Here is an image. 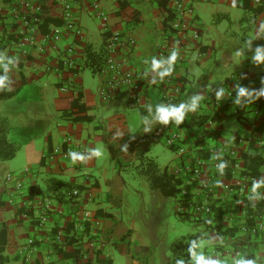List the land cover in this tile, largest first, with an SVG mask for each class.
<instances>
[{
    "label": "crops",
    "instance_id": "0c3cea01",
    "mask_svg": "<svg viewBox=\"0 0 264 264\" xmlns=\"http://www.w3.org/2000/svg\"><path fill=\"white\" fill-rule=\"evenodd\" d=\"M27 1L31 6L38 2L43 6L45 14L41 31L49 33L58 27L63 32V37L56 44V48L49 47L45 53L37 50H32L28 54L23 53L11 44V40L17 37L16 24L12 21L11 15L14 10L26 11L27 6L22 5L19 0H0L2 18L0 70L13 72L10 89H19L13 97L0 100L3 102L0 105V114L10 123L9 140L19 145L18 151L25 149L30 161L48 174L51 193L49 195L43 193L35 179L34 170L29 169L26 173L31 174L24 180L28 182V191L33 189L37 196L30 198L28 191L23 190L12 203L6 183V176L11 171L9 165L11 160H0V201L3 202L0 205V229L7 230V245L3 252V256L7 259L5 263L17 260L20 264H25L21 249L30 237H36L39 247L33 254L32 260L37 264H86L90 255L91 264H114L116 259L131 264H148L146 253L150 250L143 246L146 240L144 233L138 232L124 217L135 209V205H132L133 202L130 200L131 195L128 194L134 190L129 182L130 172L135 167L140 168L141 171V167L144 166L141 157L156 162L150 157L151 148L156 142L163 140L166 146L176 152L177 162L173 166L167 165L162 168L158 165L160 171H165L174 177L181 166L198 159L206 153V149H212L217 145L231 146L234 143L238 144L242 154L244 169L251 173L257 172V175H264V104L259 110L249 108L247 99L250 95L238 94L239 88L251 93V78L257 74L264 76V72H251L252 65L247 64V59L245 61V56L247 58L256 56L255 50L247 55L245 52L231 53L218 46L217 40L206 37L202 32L201 52L192 49L191 57H187L176 68L177 79L183 85L178 109L183 112L184 119L179 124L175 119L169 120L167 124L160 121L158 106L163 107V103L158 91L153 88L145 89L139 107L131 106L128 89H120L115 100L119 96L123 98L112 102L122 106L117 111L103 115L98 108L101 102L98 93H88L83 88L82 78L87 69L99 77V85L102 79L98 72H94L88 66L86 45H92L94 49L99 50L103 46L105 32L133 38L135 44L123 45L121 51L126 66L141 74L152 66L153 55L161 44L168 9L171 7L168 1L100 0V8L96 9L92 0H69L73 2L74 20L85 31L84 41L74 40L62 18L64 2L68 0H55L52 5L46 4L49 0ZM189 1L194 8V3L199 0ZM210 1L219 5L227 0ZM229 1L240 7L238 0ZM127 2L128 5L122 6ZM262 5L264 0H250L252 9ZM130 10L134 11L135 15L130 13ZM99 11L107 15L106 21L98 17ZM245 11L252 13L257 47L264 40V10L259 14L254 10L245 9ZM194 15L196 21L193 22V26L200 30L202 23L195 9ZM88 16L99 21L100 38L91 36ZM47 18L57 19L60 22L57 24L48 22ZM72 43L76 44L77 67L72 69L74 73L66 70L64 73L69 74L73 83L79 85V88L63 91L59 75L47 72L46 68L48 65H54L65 69L61 54ZM217 53L223 58L217 62L222 66L229 65L230 73L225 75L219 85L212 87L213 75L207 69L209 63L217 57ZM193 58L195 61L192 60ZM193 62L202 68L201 75L197 76L194 73ZM234 75H239L240 78H233ZM210 86L212 89H209ZM52 87L59 91L54 101L47 96V90H51ZM80 94H82L81 103L87 107L86 112L82 114L92 116V120H74L66 116L64 111L69 112V106H65L61 114L57 112V106L62 99L78 97ZM194 101L195 109L192 107ZM126 106L129 111L124 109ZM78 115L80 114H73V117ZM227 120L238 121L241 128L226 129L224 122ZM156 131H161L163 135L157 136ZM93 136L97 137L96 142L90 144ZM170 136H176L177 139L171 146L166 143V138ZM211 140L213 141L210 142ZM55 149H58L59 153L54 159L47 158L48 154H54ZM85 149L89 150L88 153L84 152ZM254 156L259 158L255 159ZM68 169L71 171L68 172ZM66 173L70 175V179L59 178ZM68 185L69 188L80 187L94 193V196L87 200L86 212L91 218L97 217L99 220L95 231L78 228V223L85 213L83 211L79 213L70 207L65 198V191L69 190ZM156 190L158 199L165 200L166 196L172 197L175 203L174 214L179 219L207 224L210 244L215 245V248L223 245L230 248L234 239L240 242L246 240L247 234L237 231L238 225L233 227L234 223L228 220L231 209L227 206L220 205L216 201L215 213L210 217H194L190 213L177 215L178 196L164 194L160 189L154 191ZM40 197L47 200L45 204L60 211L61 224L67 229V240L63 249L70 252L77 251L79 259L65 257L62 252L52 251L50 242L52 231L47 224L43 226L37 219V213L43 210V203L38 202ZM98 211L102 213L99 214ZM250 212L249 202H245L236 210L237 222H242ZM154 217L156 216L153 215ZM144 219L146 220L144 224L153 233L157 220L145 217ZM200 236L199 234L198 240ZM248 246L253 258L256 256L252 261L253 264H257L259 259L264 261V229L256 236L250 235ZM163 256L170 261L165 251ZM208 256L209 254L205 253V261L203 260L205 264L210 260ZM227 256L225 254V257Z\"/></svg>",
    "mask_w": 264,
    "mask_h": 264
},
{
    "label": "built area",
    "instance_id": "2783aa9c",
    "mask_svg": "<svg viewBox=\"0 0 264 264\" xmlns=\"http://www.w3.org/2000/svg\"><path fill=\"white\" fill-rule=\"evenodd\" d=\"M19 2L27 7L26 11L14 10L11 15L12 21L16 24L17 35L11 40V44L25 54L32 50L45 53L49 47L56 48V44L63 37V32L58 27L49 33L41 31L45 14L42 4L38 2L31 6L27 0H19ZM92 4L96 9L100 8V0H92ZM168 5L171 6L173 18L163 31L161 44L153 55L152 66L142 71L141 74L126 66L121 51L123 45H133L135 40L118 35L108 38L107 58L103 67L98 71L102 79L97 92L102 103L112 101L119 94L120 89L124 88L130 91L131 106L139 107L145 95V89L152 87L161 96L163 108L169 111L178 109L183 94V85L177 79L176 68L189 56L192 49L201 50L202 34L193 26L196 18H194V8L189 0H168ZM98 17L104 21L107 20V15L102 11L98 12ZM62 18L74 40L84 41L85 31L74 20L72 1L64 2ZM1 21L0 16V23ZM255 51L256 55L258 52L264 55V40ZM75 53L76 44L72 43L61 54L65 69L54 65H48L46 68L47 72L59 75L63 91L79 88V85L73 83L72 77L64 73V70L68 72L77 67ZM173 56L175 59L170 63V58ZM233 78L239 79L240 76L234 75ZM251 81V96L247 101L253 104V109L259 110L264 104V76L254 75ZM174 119V117H169V120ZM155 134L163 135L161 131H156ZM69 140L70 138L67 139ZM176 140V136H170L166 138V143L171 146L176 143ZM88 151V149L84 150L86 153ZM205 152L195 161L181 166L176 173L175 177L181 181L177 187L176 214L190 213L194 217H210L215 213L216 201L220 205L227 206L231 209L228 220L234 223L233 227L237 224V231L247 234V238L244 242L234 239L230 248L223 245L213 249L212 255L208 256L210 260L207 264H253L250 260L251 255L248 253V241L250 235L256 236L264 229V175H257L244 169L243 157L236 143L231 146L217 145L212 149H206ZM58 153L59 150L55 149L54 154H48L46 157L54 159ZM6 183L10 201L14 203L15 197L23 191V179L9 172L6 176ZM93 196L92 191L79 187L65 191V198L70 207L79 213L81 211L85 213L78 223V228L84 231L93 232L99 225L98 218H91L86 212L87 200ZM46 201L43 197L38 198V202L43 203V210L37 213V219L40 224L43 226L47 224L51 229V248L53 252L59 253L66 244L67 229L61 224L60 211L45 204ZM245 202H249L251 212L242 222H237L236 210ZM38 247L36 237H30L21 249L25 264H37L32 260V256L38 251ZM225 254L228 256L225 257ZM255 259L256 256L253 260ZM257 264H264V261L259 259Z\"/></svg>",
    "mask_w": 264,
    "mask_h": 264
},
{
    "label": "rangeland",
    "instance_id": "374dc122",
    "mask_svg": "<svg viewBox=\"0 0 264 264\" xmlns=\"http://www.w3.org/2000/svg\"><path fill=\"white\" fill-rule=\"evenodd\" d=\"M214 3L215 2H211L210 0H199L194 3L195 12L198 14L202 23V26L199 27L201 33L203 32V35L206 37H211L212 40H217L218 46L220 45L223 49L234 54L245 52V55H247L255 50L256 34L254 31L255 25L252 23V13L245 11V9L241 7L235 6L233 2L229 0L219 5ZM88 19L90 30L92 32L91 36H93V38H100L101 33L98 26L99 21L91 16H88ZM216 56L217 57L209 63L207 69L212 72L213 75L212 87L219 85L225 75L230 73V69L228 70L229 65L225 64L222 66L218 63L223 59L221 54L217 53ZM189 57H191V54H189L188 58ZM246 59L247 64L252 65V67H250L251 72H264V61L257 62L254 58H247V56H245V61ZM192 60L195 61L194 58ZM192 67L197 76L203 73L202 68L195 64V62H193ZM82 81L85 92L98 93L99 77L93 74L91 70H85ZM211 86L209 89H212ZM220 91L221 90H219V92ZM58 95L59 91L57 88L52 87L51 90H47V96L52 101H54ZM118 95H116V97H118ZM115 98L113 100H115ZM122 98L123 96H119L116 100L120 101ZM1 103L3 102H0V105H2ZM247 104L249 108L253 107V104L250 101H248ZM120 106L122 105L117 102H99L98 108L100 109L101 114L107 115L108 113L117 111ZM124 109L128 111L130 110L127 106ZM56 110L58 113H62V109L58 106ZM224 126L226 129L232 130H239L241 128V124L238 121L230 120L225 121ZM212 141L213 140L210 142ZM93 142H96L95 136L90 140V144ZM153 145L154 146L150 151V157H153L160 167L164 168L167 165L173 166L174 163L177 162L176 152L166 146L163 140L162 142H156ZM29 158L30 157L25 149L18 151L17 156L9 161L11 168L10 172L23 179V190L28 191L29 185L24 179L31 174L26 173V171L28 172L29 169H33L34 174L36 175L35 179L40 184L43 193L49 195L51 190L49 188L50 179L48 174L40 167H36ZM139 170L140 168L135 167L130 172L129 182L133 185L134 190L130 191L128 194L131 195L130 200L133 202L132 205H135V209H130L131 214H127V216L125 215L124 218L126 221L131 222L138 232L144 233L146 240H143V246L145 245L150 250V252L146 253V259L149 261L148 264H182L185 260L181 259L177 261L173 256L170 246L175 240L189 234L201 235L198 240L195 254L189 258V264H205V253L212 255V251L215 249V245L210 244L208 225L195 220L182 221L179 219L174 214L175 203L173 202L172 197L166 196L165 200L161 198L158 199L159 196H156L157 190L154 191L155 189L152 188L149 179ZM67 171L70 172L71 170L68 169ZM73 172H75V170H73ZM59 178L68 180L70 179V175L66 173L65 175L63 174L62 176H59ZM153 212L156 213L154 214ZM153 215L156 217L153 218ZM144 217L157 220L153 233L150 228L144 224L146 221ZM164 251L166 256L170 258V261L163 256ZM5 264H20V262L15 260ZM114 264H131V262L116 259Z\"/></svg>",
    "mask_w": 264,
    "mask_h": 264
},
{
    "label": "trees",
    "instance_id": "16d2710c",
    "mask_svg": "<svg viewBox=\"0 0 264 264\" xmlns=\"http://www.w3.org/2000/svg\"><path fill=\"white\" fill-rule=\"evenodd\" d=\"M168 1V0H167ZM55 3V0H49L47 1V5H52ZM238 4L241 8L243 9H248V10H254L256 14H259L264 10V5L257 7L255 9H252L250 7V0H238ZM128 5L127 3H123L122 6ZM169 7V6H168ZM130 13H134V11H129ZM131 14V15H132ZM135 15V14H133ZM173 14L171 7L168 9V14L166 17V24L165 28L169 25V22L172 20ZM131 20V18L129 19ZM46 21H50L53 23H59L60 21L57 19H49L47 18ZM110 36H113V34L104 33V43L103 46L99 49L96 50L92 45H86V54L88 57V66L94 71L98 72L100 69L103 67L106 58H107V49H108V38ZM121 36V35H118ZM74 69V68H73ZM74 73V71L68 70V72ZM13 76V72H8L6 70H0V79H5L6 80V86L4 88H0V100L8 99L13 97L18 93L19 89H10L11 85V78ZM82 99V94H80L78 97H68L64 98L61 100L59 104V108L63 109L65 106H69V112L64 111V114L66 116H70L74 120H92L93 117L87 114H82L86 112V105L84 103H81ZM80 114L78 116L73 117V114ZM10 129V123L6 117L0 114V160H11L13 159L18 150H19V145L14 144L11 142L8 138V133ZM97 138V137H96ZM255 159H258V156H254ZM142 159V166L141 167V173L146 175V177L149 179L152 188L154 189H160V191L164 194L168 195H177L178 192V184L181 183V181L172 176L168 175L165 171H160L158 164L153 160V159ZM264 165V164H263ZM74 170V169H72ZM253 170H255L253 168ZM254 174H258L257 172ZM80 188V187H79ZM66 189V188H65ZM67 189L69 188V185L67 186ZM28 197L33 198L36 197L37 195L35 194V191L33 189H29L28 191ZM3 202L0 201V205H2ZM99 214L102 213V211H98ZM71 241V240H70ZM197 241H198V235L196 234H189L187 236H182L180 239L175 241L172 244V253L177 261L184 259L185 261L182 264H189V258H191L194 253L196 252V247H197ZM7 245V230L6 228H1L0 229V264H3L7 261V259L3 256V252L5 251V247ZM249 247V246H248ZM247 249V248H245ZM63 256L65 257H73L74 259H79V255L77 251L70 252L69 250H61ZM248 253L253 257L252 252ZM91 258V255H90ZM88 259L86 264H91V259Z\"/></svg>",
    "mask_w": 264,
    "mask_h": 264
},
{
    "label": "clouds",
    "instance_id": "9594fccd",
    "mask_svg": "<svg viewBox=\"0 0 264 264\" xmlns=\"http://www.w3.org/2000/svg\"><path fill=\"white\" fill-rule=\"evenodd\" d=\"M175 59V56L170 58V63L172 62V60ZM254 59L256 61H264V55H261L259 52L257 53V55L254 57ZM155 66V65H154ZM6 86V80L5 79H0V88H4ZM238 94L240 96H245V95H251V93H249L246 89L244 88H239ZM219 97V93L217 94ZM199 99V98H197ZM183 106H181L182 108ZM193 109H195L196 105H195V101L193 102L192 105ZM158 113L159 116L158 118L160 119L161 122L167 124L169 117H174L176 120V123L179 124L183 119H184V115L183 112L180 109H173L171 111H169L166 108L163 107H159L158 106ZM147 131V129H145ZM221 167H223V165H221ZM253 257H251V261H253Z\"/></svg>",
    "mask_w": 264,
    "mask_h": 264
}]
</instances>
